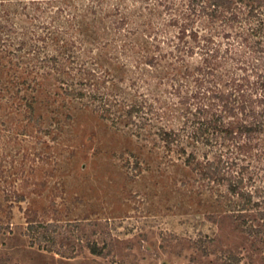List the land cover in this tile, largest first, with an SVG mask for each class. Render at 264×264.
I'll list each match as a JSON object with an SVG mask.
<instances>
[{
  "label": "rangeland",
  "instance_id": "obj_1",
  "mask_svg": "<svg viewBox=\"0 0 264 264\" xmlns=\"http://www.w3.org/2000/svg\"><path fill=\"white\" fill-rule=\"evenodd\" d=\"M147 1L0 0V264H264V239L248 229L254 211L202 174L219 147L245 162L254 144L245 134L226 145L170 143L160 127L180 126L182 104L141 126L117 104L112 112L123 115L112 119L98 101L60 92L58 46L109 65L115 85L131 89L136 59L117 65L108 54L128 28L145 27L138 14ZM117 27L123 33L109 44ZM195 56L160 72L161 84L153 74L152 90L176 103L180 88L211 100L217 78L197 80ZM29 221L55 222L56 241L30 244Z\"/></svg>",
  "mask_w": 264,
  "mask_h": 264
},
{
  "label": "trees",
  "instance_id": "obj_2",
  "mask_svg": "<svg viewBox=\"0 0 264 264\" xmlns=\"http://www.w3.org/2000/svg\"><path fill=\"white\" fill-rule=\"evenodd\" d=\"M142 7L149 10H139L138 14L145 27L126 30L128 36L134 35L133 40H127L119 27L107 39L110 44L118 40L120 32L125 35L123 43L108 58L117 65L123 64V57L136 59L133 67L128 68L133 74L129 77L131 89L115 85L109 65L104 67L97 60H87L72 49L58 46L59 54H53L52 64L58 72L60 92L81 98L85 104L98 101L95 107L102 115L113 113L112 119L123 115L117 110L112 112V105L117 104L126 111V117L141 126L153 118L161 119L166 108L182 104L185 111L180 126L160 127V135L170 143L226 145L236 140L238 134H245L254 143L245 162L237 161L242 156L226 157L219 147L215 160L201 166L202 174L224 184L241 198L244 208L254 211L256 222L248 224V229L264 239V0H149ZM48 35L42 37L44 43ZM130 50L137 56L130 54ZM194 56L199 65L194 74L197 80L200 75L204 80L208 76L219 79L211 100L206 91L200 99L198 93L190 95L188 89L180 88L176 103L152 90L156 79L153 74L157 84H161L160 72L188 65L187 60ZM139 81L144 83L146 92L138 90ZM115 86L119 89L115 90ZM205 99L214 101L212 105L218 109L211 110ZM224 115L233 116V120H225ZM56 231L53 221H29L26 225L30 244L42 248L56 241ZM87 245L92 253H102L96 242ZM62 255L73 256L74 251Z\"/></svg>",
  "mask_w": 264,
  "mask_h": 264
}]
</instances>
